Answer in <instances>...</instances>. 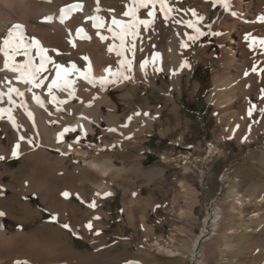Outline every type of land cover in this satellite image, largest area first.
<instances>
[{"label": "bare ground", "instance_id": "bare-ground-1", "mask_svg": "<svg viewBox=\"0 0 264 264\" xmlns=\"http://www.w3.org/2000/svg\"><path fill=\"white\" fill-rule=\"evenodd\" d=\"M77 2L81 4V9L72 13L71 18L61 24L59 22L60 8ZM228 2L230 4L228 11H225L220 5L219 10L212 13L214 8L212 0H167L173 9L167 25L157 12V20L153 25L155 33L151 31L144 33L141 29L143 43L141 44L140 40L136 41V60L131 73L134 79L109 85L106 90L101 91L99 84L93 88L85 80L78 78V74H74L70 79L74 82L75 96L67 104L60 106L62 111H56L54 105L47 103L46 89H33L45 100V107L41 108L31 99L32 93L27 92L25 86L18 85L22 91H25V95L23 98L17 97V102L19 103L20 99L25 101L29 111L33 114V119L29 120L22 108L13 109V116L20 127L13 128L7 115L4 119H0V156L4 157L3 160H0V191L6 186L12 189L15 187L24 188L27 192L34 191L46 206L62 217L68 211L65 208V202H63L66 200L61 193L65 192L63 189L72 184L68 180L70 178L78 177V180L90 186L91 198H101L102 196L108 198L114 192L105 178L113 181V178L122 175L128 169L129 172L146 177L153 175L160 170V167L154 166L144 170L143 163L139 161L126 168V164L117 166L116 161L111 157L103 161L88 159V150H83L81 143L73 144L75 135L77 132L81 134L80 125L82 124L84 131L93 136L97 132L96 122L101 125L102 119H104L108 129L115 128L117 130L109 132L105 128L104 147L111 150L114 146L124 149L128 143L143 139L155 129H158L161 138L174 134L176 127L181 125L184 128L183 133H185L189 129L190 120L181 112L178 103L179 97L176 99L174 94L175 92H178L180 96L183 94V88L188 86L190 76L201 61L212 62L214 65L212 87L207 100L215 104L219 113L216 116V126L219 129L216 153H228L222 144L226 141L235 140L239 148L242 149V145L249 144L256 139L257 135L264 131V113L260 111L264 109V93H262L264 73L253 72L251 69L253 64H256L258 69L264 68V54H261L264 50L260 49L258 44L254 49H249V41H246L244 37L249 35L257 42L264 40V0H228ZM130 4L131 0H100L101 11L97 13L95 10L96 0H0V46H3V39L7 36L9 29L15 24H21L26 42H30L32 38L38 39L41 45L48 49V55L53 60L68 68L71 67V63H75L81 72L86 67V62L81 57L87 56L91 61L90 74L94 78H99L106 75L105 69L109 66L113 71L118 69V60L121 57L116 56L115 49L109 53L107 48L110 44L118 46L120 41L113 39L112 33L107 31V27L94 28L93 21L88 17L99 15L106 25H109L113 18L121 22H130V17L123 16V12ZM109 9L113 11H109ZM137 15L140 18H146V10L140 9ZM48 16L53 18L51 22H42V18ZM199 17L203 19L200 20L197 27L201 31L207 30L210 36L218 41V49L208 41L193 43L187 40L184 33L194 34L193 30L172 22L173 18L195 22ZM78 27H83V35L90 39H77L75 32ZM113 28L114 31H120L116 26ZM69 30H71V35ZM97 31H100L107 39L101 41L97 36ZM212 33H219V35H212ZM149 36H151V40L148 39ZM69 39L74 40L75 48L69 43ZM131 39L132 37L129 36L126 41H131ZM181 40L188 44L187 48H180ZM153 44L156 46L155 48L152 47ZM141 47H143V51H140ZM52 49H58L61 55H57ZM154 51L160 54V59L157 61V66L162 68L160 72L154 71L151 62ZM32 55L35 56L34 49ZM126 55L130 59L133 57L131 52ZM23 59V56H15V61L10 60L9 63L22 62ZM145 59L149 61L145 69L147 75L140 69V62ZM4 61V54L0 52V69H3ZM34 62L39 63L38 58ZM184 62L188 66L181 68L180 65ZM48 67L50 71L44 75L49 76V79L45 81V84L49 83L52 76L55 75L52 66ZM161 72H165L168 78L160 84L158 78ZM245 72H248V75H245ZM5 77L13 78L14 74L0 71V80ZM13 84H15L14 79ZM110 87H114L118 91V100L126 102L125 104L128 106L135 104L138 92L145 99V104L137 105L129 113L121 112L118 102L111 95ZM197 88L198 83H194V89L197 90ZM0 91H6V87L0 85ZM56 94L60 98L67 96V93L63 92ZM93 96L96 97L95 100H92ZM160 98L163 99L162 103H158ZM89 101H91L90 107L87 106ZM7 106L6 101L4 104H0V107ZM252 106H255V110L250 117L248 110ZM50 112L51 115H49ZM135 112H140L141 115H133ZM145 112L149 115L144 116ZM81 115L88 119H82ZM130 115L133 118L131 121H127V117ZM171 120L175 121L176 127L165 126ZM126 122L128 126L121 127ZM66 126L75 127L76 132L65 133L63 141L57 143V134ZM20 136H24L25 139L20 140ZM125 137H130V139ZM28 140L33 143L29 144ZM17 142L20 144L17 157L21 158L22 163L17 168L11 169L3 162L14 158L11 153ZM69 144H72L71 150H69ZM50 147L67 154L53 153L49 149ZM213 150L208 147V154ZM71 152L84 159V167L75 164L71 165L70 169L68 153ZM76 173L79 175L75 176ZM113 173L114 176H111ZM5 175L10 177L8 182L4 181ZM104 193H110V195L104 196ZM242 203L240 198L233 202L237 206H242ZM0 212H4V210L0 208ZM21 213L23 217H35L40 214L29 203L23 205ZM126 213L132 223V209L127 207ZM221 214L207 213L200 235L188 247L190 255L195 256L193 250L197 247L199 238L207 233L211 221L220 220ZM3 222L0 217V223L4 224ZM38 229H49L47 239L50 241L39 243V240L33 239L26 233L17 232V234L9 235L7 227L0 229V264H55L58 260L66 261L60 264H72V261H74L73 264H93L95 254L82 253L74 249L72 245L62 243L60 229L56 226L54 228L51 223H43ZM150 247V250L145 252L146 255H152L150 257L157 253L168 256L182 254L179 246L164 240L153 239ZM49 258L53 259L48 261ZM71 258H77V260L71 261Z\"/></svg>", "mask_w": 264, "mask_h": 264}, {"label": "rangeland", "instance_id": "rangeland-1", "mask_svg": "<svg viewBox=\"0 0 264 264\" xmlns=\"http://www.w3.org/2000/svg\"><path fill=\"white\" fill-rule=\"evenodd\" d=\"M219 6L217 4L212 13H216ZM203 32L206 34L197 41L211 42L218 49V41L207 30ZM131 59L134 65L136 55ZM213 66L212 62L201 61L190 76L188 86L183 88V94H174L176 99L179 97L181 112L190 120L185 133L183 125L176 127L175 121L171 120L165 126L176 127V131L166 138H161L155 129L143 139L128 143L124 149L114 146L108 150L104 147L105 128L108 127L101 118L102 124L96 122L95 125V138L87 134L80 142L83 150H88V159L103 161L111 157L117 166L126 164V168L139 161L144 170L154 166L160 170L146 177L128 169L122 175L112 177L113 181L105 178L114 192L108 198H91L90 186L78 177L70 178L71 186L63 189L71 194L63 201L68 212L62 217L46 206L36 192L6 186L0 191V208L5 213L2 220L8 234L26 233L39 243L50 241L47 239L49 229L38 227L51 223L60 229L62 243L72 245L82 253H94L93 264H264V131L251 143L242 145V149L231 140L222 143L227 154L216 153L219 136L216 116L219 113L215 104L207 100L212 87ZM167 78V74L161 72L158 82L161 84ZM194 83H198L197 90ZM113 89L110 87L111 95L121 112L129 113L137 105L145 104L138 92L135 104L128 106L118 100V91ZM162 100L160 98L158 103ZM78 135L79 132L75 137ZM208 147L214 149L210 154ZM49 149L56 154L61 152L52 147ZM68 155L70 169L75 164L84 167V159L73 152ZM3 163L15 169L22 160L14 157ZM9 180L10 177L5 175L4 181ZM237 198L242 200V206L233 204ZM93 201L96 206L89 207ZM25 203L40 214L23 217L21 212ZM127 207L132 209V223L126 213ZM212 212L222 213L220 220L210 222L207 233L199 238L193 250L195 256H192L188 247L200 235L207 213ZM53 216L55 220H52ZM89 221L91 230L86 227ZM63 224H69L70 230ZM153 239L179 246L182 254L146 255ZM63 262L66 261L58 260L55 264Z\"/></svg>", "mask_w": 264, "mask_h": 264}, {"label": "snow or ice", "instance_id": "snow-or-ice-1", "mask_svg": "<svg viewBox=\"0 0 264 264\" xmlns=\"http://www.w3.org/2000/svg\"><path fill=\"white\" fill-rule=\"evenodd\" d=\"M219 3L225 11L230 9V4L228 0H212L213 7ZM81 9V4L77 3H70L61 7L59 10V22L64 24L66 20L71 18V14L77 12ZM140 9L146 10V18H140L137 13ZM96 12L99 13L100 9V0H96ZM109 11H113L109 9ZM157 12H159L160 16L162 17L164 23L167 25L169 18L173 12V9L167 3V0H131L130 6L126 8L123 12L124 17H130V22H121L115 18L111 20L109 25H106L104 21L101 20L99 15L88 17V19L93 21V27L97 29H102L107 27V31L112 33V37L114 40H119L120 43L118 46L110 44L107 48L109 53L113 52L115 49V54L117 57H121L118 60L119 67L116 71H113L112 68L109 66L105 69V76L94 78L90 74V62L87 56L81 57L82 60L86 62V67L83 72L79 68H77L75 63H71V67H65L63 64L56 62L48 55V49L44 48L40 41L36 38H32L30 42H26L23 33V25L15 24L12 28L9 29L7 36L3 39V46H0V52L4 54L5 61L3 64V69L0 71H7L14 74L13 78L5 77L3 80H0V85H4L6 87V91H0V104H4L5 101L7 103V107H0V119H4L5 115H7V119L11 122L13 128H18L20 125L17 124L15 117L13 116V109L22 108L25 115H27L29 120L33 119V114L29 111L27 104L23 99L17 102V97L23 98L25 95V91H22L18 85L25 86L27 92L32 93L31 99L41 108L45 107V100L41 98L40 95H37L33 89H46V94L48 97L47 103L54 105L56 107V111H62L63 109L60 107L61 105H65L68 103L69 100L73 99L75 96V90L73 87V80L70 79L71 76L74 74H78V78L85 80L89 85L93 88L99 84L100 90L104 91L107 89L109 85H115L118 83H122L123 81H130L133 80V76L131 73L133 72V59L128 58L126 53L131 52L133 57L136 51V41L140 40L141 44L143 43V36L141 35V29L144 33H148L151 31L155 33V28L153 25L157 20ZM195 16V13H193ZM235 15V13H233ZM53 18L48 16L42 18V22H51ZM202 17H199L195 22L192 20H180L174 19L172 22L177 25H183L188 29H192L194 34H189L185 32L184 35L187 37V40L192 41L195 43L201 36H204L206 33L200 30L197 27V24L202 20ZM113 26H116L120 29L119 32L114 31ZM71 35V30H69ZM84 29L83 27H78L75 32V37L77 39H90L83 35ZM212 35H219V33H212ZM97 36L100 38L101 41H105L107 37L102 35L100 31H97ZM131 36V41H126V38ZM151 40V36L148 37ZM244 39L249 41L248 47L249 49H254L257 47V44L260 49L264 50V40L257 42L254 38L250 37L249 35H245ZM69 43L72 45L73 48L76 47V44L73 39H69ZM153 48L156 46L153 44ZM188 44L181 40L180 48L184 49L187 48ZM33 49L35 50V56L32 55ZM52 51L56 52L57 55H61V52L58 49H52ZM140 51H143V47L140 48ZM11 53V55H10ZM261 54H264L262 51ZM15 56H23L24 59L22 62H12L9 63L10 60L15 61ZM38 58L39 63H35L34 61ZM160 59V54L158 52H153L151 57V62L155 72L162 71V68L157 66V61ZM149 61L147 59L140 62V69L147 75L145 71ZM49 65L52 66V69L55 72V75L52 76L49 83L45 84V81L49 79V76L44 75V73H49ZM187 63L184 62L180 65L181 68L187 67ZM253 72H261L264 73V68L258 69L256 64H253L252 69ZM245 75H248V72H245ZM13 79L15 80V84H13ZM54 89L56 90L54 92ZM63 92L67 93L66 98H60L56 93ZM264 93V90H262ZM96 97L93 96L92 100H95ZM87 106H91V101L88 102ZM47 110V109H46ZM255 110V106H252L248 110V115L251 117L253 111ZM264 113V109L260 110ZM51 115V112L49 113ZM71 115V113H69ZM133 115L139 116L141 115L140 112H135ZM144 116H148L147 112L143 113ZM82 119L87 120V117L81 115ZM133 118L132 115L127 117V121H131ZM55 123V121H52ZM127 122L121 127H127ZM81 134L76 136L73 144H79L82 138L87 136L86 131L83 129V125H80ZM109 132H116L115 128L107 129ZM67 132H76L75 127H64L62 131L57 134V143H60L64 139V135ZM126 139H130V137H125ZM20 140H24V136H20ZM29 144H32L33 141L28 140ZM20 147L19 142H17L12 148V157L18 156V149ZM69 150L72 148V144L68 145ZM67 153L61 152V155H66ZM4 157L0 156V160H3ZM76 161H74L75 163ZM64 198H69L70 193L65 191L61 193ZM97 195H100L97 193ZM104 196L110 195V193H104ZM77 198H79L77 194ZM95 202L93 201L89 204V207L94 208ZM5 216L4 212H0V217ZM56 217L53 216L52 220H55ZM94 219H99V217H94ZM65 229L70 230L69 224L62 225ZM5 227L4 224L0 223V229ZM19 227V226H18ZM86 227L91 230L92 223L89 221L86 224ZM99 235V232H96Z\"/></svg>", "mask_w": 264, "mask_h": 264}]
</instances>
